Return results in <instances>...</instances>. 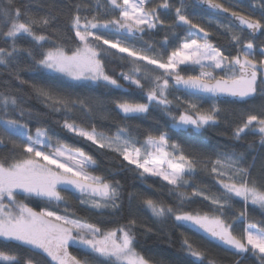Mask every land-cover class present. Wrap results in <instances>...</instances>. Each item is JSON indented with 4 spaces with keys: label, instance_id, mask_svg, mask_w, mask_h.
<instances>
[{
    "label": "snow or ice",
    "instance_id": "6c2138e0",
    "mask_svg": "<svg viewBox=\"0 0 264 264\" xmlns=\"http://www.w3.org/2000/svg\"><path fill=\"white\" fill-rule=\"evenodd\" d=\"M195 6L227 14V22H197L189 11ZM43 7L40 14L29 0H6L0 6V67L20 85L29 83L24 73L41 75L42 82L30 86L47 109L32 108L19 89L0 83V149L7 147L5 134L21 140L10 139L11 148L0 155V241L12 246L0 249V262L162 264L137 249L142 236L164 233L171 221L264 264V220L249 217L250 205L264 216V165L254 176L256 157L248 162L257 148L264 156V41L259 47L254 43L258 34L264 36V0L249 11L231 0H105L103 5L48 0ZM169 12L174 13L171 21L165 19ZM159 31L164 37L157 43L150 34ZM213 36L226 37V45L213 43ZM117 57L128 61L127 70L118 74L108 68ZM121 81L138 90L143 102L111 92L93 94L101 85L122 90ZM180 91L183 97L174 95ZM203 96L244 104L258 98L260 103L230 119L217 103L205 108ZM113 111L122 118L113 125L116 131L100 130L97 117L113 120ZM153 112L168 117L167 130L158 123L141 128L124 122L146 121ZM53 115H59L55 123L61 131L88 142L109 164L102 167L88 152L54 142L56 134L46 127L32 133L31 121L42 125ZM221 125L236 143L219 151L170 135ZM248 135L259 136L258 144H241ZM201 173L210 185L196 182ZM129 179L151 180L148 187L155 184L158 191H138ZM63 193L75 197L80 211L102 218L88 222L77 215ZM32 200L63 205V212L37 210ZM195 203L201 208L193 209ZM142 213L150 214L152 225ZM114 223L118 226H108ZM238 225H243L239 231ZM181 235V250L194 264H204L205 251ZM73 247L79 255L69 250Z\"/></svg>",
    "mask_w": 264,
    "mask_h": 264
},
{
    "label": "trees",
    "instance_id": "16d2710c",
    "mask_svg": "<svg viewBox=\"0 0 264 264\" xmlns=\"http://www.w3.org/2000/svg\"><path fill=\"white\" fill-rule=\"evenodd\" d=\"M29 2L32 4L34 11H39L40 14H43L45 11V8L43 5L48 3V0H29ZM105 0H99V3L103 5ZM156 2H162V0H156ZM191 2V0H190ZM219 2H224V0H219ZM234 6L238 8H243L245 11L251 10V6L254 4L257 7L260 4V0H231ZM6 3V0H0V6H3V4ZM91 3L95 5L97 3V0H91ZM189 11L193 15V19L197 22L207 20L209 18H212L214 21H221V22H227V15H215L213 14L209 9L202 6H195L190 7ZM174 13L169 12L165 16V19L171 21L173 18ZM203 26L207 27L206 24ZM211 31L215 32L216 29L213 27ZM247 35V33H245ZM152 36V40L159 43L163 40L164 32L159 31L157 34H150ZM145 39H148V37H145ZM261 41H264V36L257 35L254 43L257 47L260 46ZM173 44L176 43V41L172 40ZM213 43H219L222 45H226L227 38L220 36L217 38L216 36L212 37ZM21 45L27 44L26 40L21 39L20 41ZM139 44V42H137ZM159 51L160 49L157 48ZM126 55V54H125ZM115 63L109 64L108 68L113 71L114 73L118 74L122 68L123 70H127L126 65H128V61H121L119 58H114ZM23 79L29 81V83L20 85L18 81H16L14 78L9 79L7 76L6 70L0 67V83H8L10 85L11 90L16 91L19 89V91L24 94L26 97H28V104L34 109H38L41 111H47V109L43 108V105H41L34 97V94L31 91V82L40 83L42 82V77L39 74H31V73H24ZM122 84L125 85L124 89L122 90H115L105 88L102 85L96 90L94 95L99 94L101 92L107 93L111 92L113 97H123L131 100L136 101H142L141 94L138 90L135 88H130L124 81H121ZM80 92H86L87 89H79ZM174 95L177 96H184L185 93L183 91L176 92ZM171 99V97H169ZM201 103L205 108L209 107L211 105V102L214 101L221 107L224 112H226L230 119H236V117L233 116V113H239L243 111L246 108H252L254 105H258L260 103V100L257 98L255 101L249 102L248 104L244 103H229L225 102L226 100H213L209 97H201ZM113 120H102L99 117H97V124L101 126L100 130H103L105 132L114 133L116 131L115 126H113L116 123H121L122 118L116 114V112H112ZM59 119V115H53L51 117H46L45 122L42 125L37 124L36 121H31L29 123V127L32 131V133L35 132L37 127L43 126L48 129H50L51 133H55L56 135L53 136L54 142L58 139L60 143L65 144L72 148H79L84 150L85 152H88L90 155H92L94 158H96L98 161H102V167L107 166L109 164V161L107 158L101 157L100 153L97 152V150L91 146L88 142L77 138L76 136L66 132L61 131L59 126L55 123V121ZM125 123L131 124L133 127L139 126L141 128H148L150 124H156L158 123L161 130H167L168 125L171 123V121L168 119L167 116H165L163 113L160 112H153L152 115L145 121V120H129L124 121ZM170 135H172L174 140H177L180 143L183 144H191L196 147H203V150L205 151H212V150H221L225 147H230L231 145L235 144V141H232L229 139V134L225 132V125H221L219 128H207L204 130H201L200 132H196L194 130H182L178 129L176 131L170 132ZM4 142L7 145L6 148L0 149V155L6 154L8 149L11 148V144L9 143L10 139L16 140L18 143L21 142L20 138L17 136L9 137V135L5 134ZM252 141H256L258 144L259 136H252L248 135L245 138V141H242L241 144L251 143ZM238 151H244L243 147L237 146ZM256 157V168L253 170V175H259L260 168L262 165H264V156H261L259 148H257L256 152H253L249 156V163L252 162V157ZM129 176H131V173H129ZM196 182L201 183L203 185H210L211 181L210 178L205 176L203 173L195 177ZM129 185L135 184L136 190L138 191H144L148 195H153L157 190L156 185L153 184L151 188L148 187L149 184H152V181L149 180L147 182H142L140 180H132L129 179L128 181ZM159 183V181H157ZM129 190L131 191V187H129ZM188 191H191L190 189ZM68 200L69 204L72 206V208L77 210V215L81 216L88 222H95L97 219H101L102 217L97 216L95 213H85L83 211L79 210V205L77 200L74 196H72L70 193H63ZM30 206L36 208L39 210L40 208L47 207L50 210L56 209L57 211L63 212V205H60L57 207L55 202L49 203L48 201L44 200H32L29 202ZM193 209H199L201 208V205L199 203H195L191 206ZM241 207L240 204H236V208L239 209ZM206 210V209H205ZM249 217L251 222H259L261 220H264V216H261V213L258 208H253V206H249ZM104 219H109V217H103ZM112 219L118 220L120 223H123L124 221L120 219V217H114ZM141 219L145 221L147 224L152 225L153 224V218H151L149 213H142ZM109 227H117V224H110ZM258 226H261L258 224ZM243 225H238V231L242 229ZM182 233L186 234L193 242L194 245L201 251H205L206 253V259L204 260V264H208V262L214 261L215 264H237V261H240V264H259V261L257 258H254L251 256V254L247 255L246 257H241L238 255H234L231 251H226L224 247L218 246L215 242H209L207 239H205L202 235H198L193 231H190L187 228L177 227L175 226L171 221L168 222L167 226L164 229V233H156L153 232L147 236L141 237V245L137 249L138 251H142V254H145L146 256L152 257L156 261H161L162 264H194V258L188 256L185 254L184 251L180 248V241L182 239ZM11 245H6L2 241H0V249H8L11 248ZM74 254H80L78 250L73 247L69 249ZM0 264H4V262H0Z\"/></svg>",
    "mask_w": 264,
    "mask_h": 264
},
{
    "label": "water",
    "instance_id": "95a60500",
    "mask_svg": "<svg viewBox=\"0 0 264 264\" xmlns=\"http://www.w3.org/2000/svg\"><path fill=\"white\" fill-rule=\"evenodd\" d=\"M225 15H227V14H225ZM205 97H207V96H205ZM231 98H221V100H230Z\"/></svg>",
    "mask_w": 264,
    "mask_h": 264
},
{
    "label": "rangeland",
    "instance_id": "374dc122",
    "mask_svg": "<svg viewBox=\"0 0 264 264\" xmlns=\"http://www.w3.org/2000/svg\"><path fill=\"white\" fill-rule=\"evenodd\" d=\"M201 100H202V99L200 98V101H201ZM213 103H215V102H214V101H212V102H211V104H213ZM34 133H35V132H34ZM34 133H33V134H34Z\"/></svg>",
    "mask_w": 264,
    "mask_h": 264
}]
</instances>
